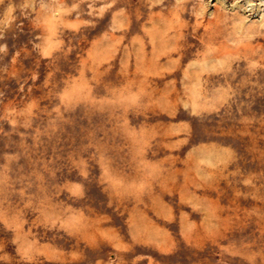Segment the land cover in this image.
<instances>
[{"label": "rangeland", "instance_id": "obj_1", "mask_svg": "<svg viewBox=\"0 0 264 264\" xmlns=\"http://www.w3.org/2000/svg\"><path fill=\"white\" fill-rule=\"evenodd\" d=\"M0 264H264V0H0Z\"/></svg>", "mask_w": 264, "mask_h": 264}]
</instances>
